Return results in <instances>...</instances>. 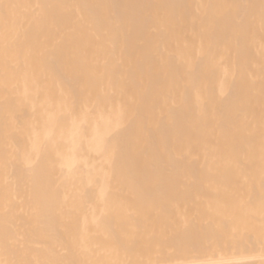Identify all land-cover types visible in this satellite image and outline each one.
I'll return each mask as SVG.
<instances>
[{
  "label": "bare ground",
  "instance_id": "6f19581e",
  "mask_svg": "<svg viewBox=\"0 0 264 264\" xmlns=\"http://www.w3.org/2000/svg\"><path fill=\"white\" fill-rule=\"evenodd\" d=\"M145 213L195 258L95 229ZM62 225L69 264H264V0H0V264Z\"/></svg>",
  "mask_w": 264,
  "mask_h": 264
},
{
  "label": "rangeland",
  "instance_id": "374dc122",
  "mask_svg": "<svg viewBox=\"0 0 264 264\" xmlns=\"http://www.w3.org/2000/svg\"><path fill=\"white\" fill-rule=\"evenodd\" d=\"M153 206H159V205H153ZM153 217H154L153 213H145V214H142L139 216L124 217V218H118V219H113V220L102 219V220L98 221L101 224V226H99L95 229L100 231L101 229H105L106 228L105 225L108 223H113V222L117 223L119 225V226L115 227L117 231H119L120 233L122 232V234H124V235L128 232L129 236L126 234V236H127L126 238L131 240V242H134L136 244L138 243L137 245L139 246V248H137L136 251L133 250L132 252H129L130 254H128V255H132V256L137 255L136 258L139 257V258H137L138 259L137 261H140V262H143L144 260L146 261V259H148L147 255H150V256L154 255V257H155V255L157 257L159 255L164 256V252H167V253L171 252L178 259H179V257H180V259H181V257L183 258V256H181V255H184L185 253H186V255H188L189 260L193 258V257L190 258L189 256H194V258H195V256L197 254L195 252H192L194 249L192 243L196 244L198 241L195 240L193 242V241L189 240L188 235L191 233L187 234L184 231V229L181 230L182 225L186 226L185 230H187V228H189V226L191 228L194 227V222L189 220L190 222L187 223L188 220H183L180 217H176L175 214H173V215L172 214L171 215L170 214H161L158 217L155 216V218H157L156 220H154L155 218H153ZM71 221L82 222L81 220L75 221L72 219L60 220L59 222L67 223V222H71ZM183 221L185 222V224ZM131 223L137 224L136 227H138V228L134 227L133 224L130 227V229L135 228L136 232H141L142 229L143 230L147 229L149 232V230L152 228L151 231L152 232L154 230L155 231H154V233H152L151 231L150 232L154 236L150 235L151 233L149 232L150 233L149 234L146 231H143V232H145L147 235H145V233L142 235V233H141L142 236L138 237V235L137 236L135 235V233H136L135 232L133 235L130 236L129 231L134 232L133 230L129 229V225ZM122 224H127V225L129 224V225L127 227V225L122 226ZM190 224H192V226ZM185 226H184V228H185ZM176 228H178L179 230H176ZM160 229L162 230L161 232H160ZM192 229L189 231H192ZM87 230H88L87 232L90 234V235L88 234L90 237L97 235V234H100V232H98V231H93L94 228L93 229L87 228ZM175 231H177L178 233ZM179 231H180V233H179ZM193 231H195V230L193 229ZM79 232H80V228L72 227V226H68V225H62V226L58 227V229L55 232L48 230L42 236L34 235V238H37L39 240L44 241L45 245L43 246V248H44L43 251L33 253V257H32L33 264H35V263H39V264H69L72 260V254L70 253V249L73 247L75 240L78 239V233ZM163 233H165V234L163 235ZM193 234H194V232H193ZM133 236H134V238H132ZM192 236H190L191 239H192ZM90 237L89 238L85 237V238L90 239ZM194 239H195V237H194ZM127 252L128 251L125 252V250L119 249L117 253L119 255H124V253H125V255H127ZM189 253H191V254H189ZM9 256L11 257V255H9ZM14 256L15 255H12V258H15ZM20 256L21 255H19V257ZM154 257L152 256L149 259L154 260L157 258V257H155V258ZM161 258H163V257H161ZM161 258L159 257V260ZM188 259H183V260H188ZM14 260H11L9 262V264L14 263ZM35 260H36V262H35ZM156 260H157V262H159L158 258ZM136 264H137V262H136Z\"/></svg>",
  "mask_w": 264,
  "mask_h": 264
}]
</instances>
